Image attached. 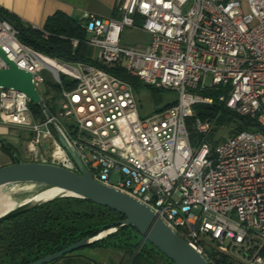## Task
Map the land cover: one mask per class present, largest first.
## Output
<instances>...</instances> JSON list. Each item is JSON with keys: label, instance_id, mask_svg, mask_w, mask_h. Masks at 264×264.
<instances>
[{"label": "built area", "instance_id": "built-area-1", "mask_svg": "<svg viewBox=\"0 0 264 264\" xmlns=\"http://www.w3.org/2000/svg\"><path fill=\"white\" fill-rule=\"evenodd\" d=\"M82 24L98 67L51 60L0 23L7 35L0 49L32 76L38 94L44 70L55 84L61 86L60 76L74 84L61 91L54 113L39 94L42 116L29 123L26 95L0 89V123L31 132L29 163L76 172L61 135L96 182L148 207L207 261L215 250L227 264H264V0H117L115 17L85 13ZM125 28L149 35V44L123 46ZM117 67L174 92V105L141 118L132 86L102 69ZM219 86L227 89L219 102L256 120L258 130L194 145L187 121L195 106L212 104L203 93ZM212 127L193 122L200 134Z\"/></svg>", "mask_w": 264, "mask_h": 264}, {"label": "trees", "instance_id": "trees-1", "mask_svg": "<svg viewBox=\"0 0 264 264\" xmlns=\"http://www.w3.org/2000/svg\"><path fill=\"white\" fill-rule=\"evenodd\" d=\"M3 22L17 32V39L22 45L38 54L60 64L85 63L98 67L97 62L92 58L91 47L85 44L87 33L82 22L57 13L48 18L44 26L38 30L0 11V23ZM73 40L78 41L76 47L72 45ZM102 69L129 83L132 89L144 85L138 78L128 76L123 67ZM60 79L61 86L58 84L47 86L45 95L48 94L49 89L60 94L63 89L70 90L74 87L67 77L60 76ZM226 93L227 89L221 86L203 93L205 98L212 99V104L195 106L194 118L187 121L190 140L194 145L196 140H200V137L189 127L195 119L207 120L218 117L217 126L234 125L231 136L243 131L258 130L256 120L240 117L219 102V98ZM56 100V98L43 99L51 113L57 108ZM173 105L174 103L169 104L163 110ZM29 107L36 117L42 116L40 105L30 103ZM123 220L125 218L122 215L89 201L75 198L54 200L0 224V264H30L83 239L95 237L108 226ZM137 234L131 227L124 228L90 247L123 250L126 258L134 261L133 264L141 260L160 264L159 257L165 264H172L151 245L150 249H147L145 243H136ZM210 259L209 264L228 263L227 259L215 250L210 251Z\"/></svg>", "mask_w": 264, "mask_h": 264}, {"label": "water", "instance_id": "water-1", "mask_svg": "<svg viewBox=\"0 0 264 264\" xmlns=\"http://www.w3.org/2000/svg\"><path fill=\"white\" fill-rule=\"evenodd\" d=\"M0 59L6 66L5 69H0V89H13L14 91L23 93L31 104L39 105L41 98L32 82V76L20 70L14 62L7 58L1 49ZM54 74L57 75L55 71ZM57 139L75 164L77 168L76 172L48 164L17 162L0 168V187L10 183L28 182L50 186L64 191L65 194L38 205L8 212L0 217V224L62 198L89 201L122 215L125 220L108 226L106 230L101 231L95 237L83 239L55 254L46 256L30 264H50L67 255L88 248L92 244L128 227L136 230L138 235L142 237L143 243L147 242L150 244L172 264H209L204 256L173 232L148 207L119 190L96 182L92 175L85 170L80 159L67 145L64 138L58 135ZM108 230H113L112 234L99 238L101 233Z\"/></svg>", "mask_w": 264, "mask_h": 264}, {"label": "crops", "instance_id": "crops-1", "mask_svg": "<svg viewBox=\"0 0 264 264\" xmlns=\"http://www.w3.org/2000/svg\"><path fill=\"white\" fill-rule=\"evenodd\" d=\"M116 6L117 0H0V11L37 29H41L47 19L57 13L78 22H82L85 13L100 18H113ZM39 118L31 112L23 116V121L29 123ZM30 140L31 132L28 128L0 123V168L17 162H29L27 156ZM158 260V263L165 264L162 259ZM133 262L126 258L123 250L88 247L82 252H75L50 264H133ZM135 264L151 263L141 260Z\"/></svg>", "mask_w": 264, "mask_h": 264}, {"label": "rangeland", "instance_id": "rangeland-1", "mask_svg": "<svg viewBox=\"0 0 264 264\" xmlns=\"http://www.w3.org/2000/svg\"><path fill=\"white\" fill-rule=\"evenodd\" d=\"M149 41H150L149 35L139 30H135L131 28H125L123 30L121 37V43L123 46L126 47L143 48L149 44ZM91 51H92V57L95 59L97 56V50L91 48ZM42 75L45 80V83L38 88L39 94L43 99H47V100L51 98H56L57 99L56 103H59L61 99V93L57 94L52 89H49L48 94L45 95L47 86L51 87L55 84L52 75L47 70H44ZM133 92L137 102V109L139 116L143 119L152 117L160 113L167 105L172 104L177 100V95L174 92L156 91L152 87H147L144 85L134 88ZM217 119L218 117L209 118L207 120L199 119L201 121L212 123L213 125L212 130L207 135L200 134L194 131L193 123H191L189 127L193 130L194 133H196L200 137V140L198 141L196 140L194 142L195 145L204 142H210L211 144H214L217 142L226 141L229 137H231L232 135L231 130L234 129V125L230 124L219 127L216 125ZM58 121L60 122V124L67 126V123L64 119L58 118ZM112 179L117 180L118 175L113 174ZM41 190L42 187L34 184H19V185L7 186L5 188V191L13 193V197L18 201L29 199L32 195L38 193ZM135 242L143 243L142 237L137 234ZM144 243L146 244L147 249H150L151 247L150 244H148L147 242ZM85 249H82L77 252H82ZM159 258L161 259V257Z\"/></svg>", "mask_w": 264, "mask_h": 264}, {"label": "bare ground", "instance_id": "bare-ground-1", "mask_svg": "<svg viewBox=\"0 0 264 264\" xmlns=\"http://www.w3.org/2000/svg\"><path fill=\"white\" fill-rule=\"evenodd\" d=\"M0 32L2 33L0 35L1 37H5L6 38V33L3 32V30L0 28ZM55 70L58 69H63L62 66H58L57 64H54ZM19 184H34V185H38L40 187H42V190L39 191L38 193L32 195L29 199L23 200V201H18L13 197V193L10 192H6L5 188L7 186H13V185H19ZM65 192L50 186H45V185H41V184H36V183H28V182H16V183H10V184H6L0 187V217L4 216L5 214H7L8 212H12L18 209H22V208H28L31 207L33 205H38L41 203H44L48 200H52L54 198L60 197L62 195H64ZM113 230H108L104 233L100 234L99 238L104 237L107 234H112Z\"/></svg>", "mask_w": 264, "mask_h": 264}]
</instances>
